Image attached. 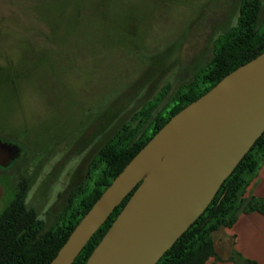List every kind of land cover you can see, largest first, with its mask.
Listing matches in <instances>:
<instances>
[{
    "label": "rangeland",
    "instance_id": "rangeland-1",
    "mask_svg": "<svg viewBox=\"0 0 264 264\" xmlns=\"http://www.w3.org/2000/svg\"><path fill=\"white\" fill-rule=\"evenodd\" d=\"M224 1L0 0V137L20 148L0 161V214L26 179L50 226L102 145L209 62L236 20Z\"/></svg>",
    "mask_w": 264,
    "mask_h": 264
},
{
    "label": "water",
    "instance_id": "water-1",
    "mask_svg": "<svg viewBox=\"0 0 264 264\" xmlns=\"http://www.w3.org/2000/svg\"><path fill=\"white\" fill-rule=\"evenodd\" d=\"M264 131V51L176 112L113 178L49 264H72L131 195L84 264H155ZM17 147L0 142V160Z\"/></svg>",
    "mask_w": 264,
    "mask_h": 264
},
{
    "label": "trees",
    "instance_id": "trees-1",
    "mask_svg": "<svg viewBox=\"0 0 264 264\" xmlns=\"http://www.w3.org/2000/svg\"><path fill=\"white\" fill-rule=\"evenodd\" d=\"M259 11L260 0H243L237 25L229 31V51L222 49L199 70L193 81L177 88L169 101L154 112L169 93L167 87L160 90L153 100L137 111L135 125H125L102 145L88 164L83 180L70 191L67 204L50 226L45 227L36 210L27 205L28 182L21 179L15 197L0 214V264H49L113 178L170 117L208 91L227 73L264 51V31L255 28ZM225 57L229 61H223ZM263 160L264 131L223 181L206 209L155 264H205L210 257L220 259L213 233L231 227L240 213H264L261 199L245 196ZM131 193L93 233L72 264L85 263ZM228 259L234 264H257L235 250L230 252Z\"/></svg>",
    "mask_w": 264,
    "mask_h": 264
},
{
    "label": "crops",
    "instance_id": "crops-1",
    "mask_svg": "<svg viewBox=\"0 0 264 264\" xmlns=\"http://www.w3.org/2000/svg\"><path fill=\"white\" fill-rule=\"evenodd\" d=\"M245 196L264 202V160L248 185ZM213 241L220 259L210 257L205 264H234L228 259L232 250L257 264H264V213H240L231 227L220 228L213 233Z\"/></svg>",
    "mask_w": 264,
    "mask_h": 264
},
{
    "label": "flooded vegetation",
    "instance_id": "flooded-vegetation-1",
    "mask_svg": "<svg viewBox=\"0 0 264 264\" xmlns=\"http://www.w3.org/2000/svg\"><path fill=\"white\" fill-rule=\"evenodd\" d=\"M233 1L236 2V8H237L236 9L235 24H233V26H231L230 28H229V24H228L224 31H219L217 33V35L214 37V39L212 41V45H211V49H210V56H209L208 61H210L213 58H215V56H218L221 53L222 49H226V50L229 51V31L232 30L234 27H236L237 22H238V18H239L240 13H241V9H242V6H243V0H233ZM224 3L226 4L225 5V9L229 13V0H225ZM255 28L259 32L261 30L264 31V7H263V0H260V11L258 13V17H257L256 23H255ZM241 46H243V45H241ZM222 60L223 61H229V58L225 57ZM0 142H3V143L7 142V143H10L12 145H15L17 147V150H18L17 156L20 154V148L15 143H12V142H10V141L2 138V137H0Z\"/></svg>",
    "mask_w": 264,
    "mask_h": 264
}]
</instances>
